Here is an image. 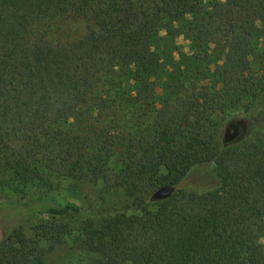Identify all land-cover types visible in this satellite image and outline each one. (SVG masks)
<instances>
[{
  "label": "trees",
  "instance_id": "16d2710c",
  "mask_svg": "<svg viewBox=\"0 0 264 264\" xmlns=\"http://www.w3.org/2000/svg\"><path fill=\"white\" fill-rule=\"evenodd\" d=\"M201 1L0 0V169L23 185L56 176L122 188L133 201L78 235L66 221L80 211L74 202L48 204L35 237L6 208L0 264H45L68 240L90 255L85 264H264V151L245 142L261 126L248 102L264 94V0H216L197 15ZM78 19L83 32L65 39ZM180 23L224 55L211 74L191 57L165 70L153 45ZM113 69L129 89L103 97L98 75ZM233 114L245 129L215 140L216 117ZM208 162L214 186H179Z\"/></svg>",
  "mask_w": 264,
  "mask_h": 264
},
{
  "label": "rangeland",
  "instance_id": "374dc122",
  "mask_svg": "<svg viewBox=\"0 0 264 264\" xmlns=\"http://www.w3.org/2000/svg\"><path fill=\"white\" fill-rule=\"evenodd\" d=\"M214 1L216 0H202L196 8V14L200 15L207 11L209 4ZM182 26L183 23H180L174 38L162 30L154 42V49L159 53L165 70L172 72L181 60L191 57L195 60V65H197L199 71H203L207 75L211 74L214 63L224 58V55L215 56L211 51V47L205 44L197 45L185 35ZM260 27H264V24H260ZM84 28L82 19L73 21L68 26L64 38L69 40L77 38ZM258 45L260 49L264 48V38L260 39ZM194 68V70L197 69ZM165 70L164 73H166ZM120 87L126 91L129 89L126 81L120 76L118 69L105 71L98 75L96 88L97 92L102 94L103 97L117 96ZM248 103L249 106L254 104L251 116L258 118L261 126L255 129L245 142L253 145L256 149L264 151V94H259L250 99ZM239 119H241L239 114L224 116L221 117V120L216 117L215 121L218 120L219 125L213 128L214 139L217 141L222 140L225 143L237 139L245 129V123ZM213 174L212 163L196 165L179 186L188 191H207L216 184ZM158 195L153 197L151 195L150 198H147L148 208H154V201ZM66 201L74 202L80 207L78 213L66 218V221L70 222L72 227L76 229L75 235H78L79 230L77 229L86 220L94 219L98 221V219L111 212H130L133 202L132 198L122 188L107 190L100 183L74 181L56 176L51 177L47 183H40L36 180L23 185L15 181L8 169H0V215H5L8 208L19 211L23 217L22 226L27 236L35 237L34 226L49 220V216L44 212L48 204H60ZM4 223L0 217V232L3 230ZM41 244L43 247H47V244L43 241ZM80 250L77 248V244L68 240L67 243L56 246L52 250H47L44 254V263L85 264L90 255L83 256L80 254Z\"/></svg>",
  "mask_w": 264,
  "mask_h": 264
}]
</instances>
